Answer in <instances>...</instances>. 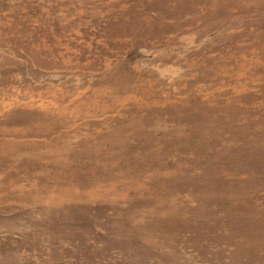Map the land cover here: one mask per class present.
I'll use <instances>...</instances> for the list:
<instances>
[{"label": "rangeland", "instance_id": "obj_1", "mask_svg": "<svg viewBox=\"0 0 264 264\" xmlns=\"http://www.w3.org/2000/svg\"><path fill=\"white\" fill-rule=\"evenodd\" d=\"M0 264H264V0H0Z\"/></svg>", "mask_w": 264, "mask_h": 264}]
</instances>
